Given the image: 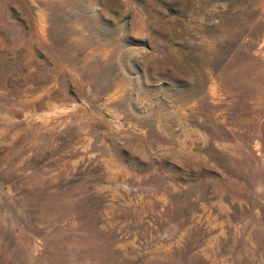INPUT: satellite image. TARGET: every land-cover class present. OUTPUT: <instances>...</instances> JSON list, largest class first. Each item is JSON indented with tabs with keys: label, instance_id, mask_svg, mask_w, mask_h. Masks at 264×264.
I'll return each mask as SVG.
<instances>
[{
	"label": "rangeland",
	"instance_id": "rangeland-1",
	"mask_svg": "<svg viewBox=\"0 0 264 264\" xmlns=\"http://www.w3.org/2000/svg\"><path fill=\"white\" fill-rule=\"evenodd\" d=\"M0 264H264V0H0Z\"/></svg>",
	"mask_w": 264,
	"mask_h": 264
}]
</instances>
